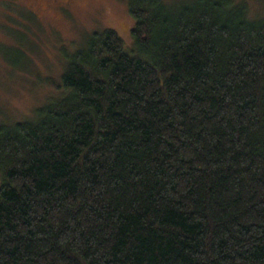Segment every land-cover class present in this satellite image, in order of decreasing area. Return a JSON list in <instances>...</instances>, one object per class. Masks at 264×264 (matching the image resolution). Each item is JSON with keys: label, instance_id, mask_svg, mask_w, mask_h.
Listing matches in <instances>:
<instances>
[{"label": "trees", "instance_id": "obj_1", "mask_svg": "<svg viewBox=\"0 0 264 264\" xmlns=\"http://www.w3.org/2000/svg\"><path fill=\"white\" fill-rule=\"evenodd\" d=\"M63 96L0 123V264H264V18L133 0Z\"/></svg>", "mask_w": 264, "mask_h": 264}, {"label": "rangeland", "instance_id": "obj_2", "mask_svg": "<svg viewBox=\"0 0 264 264\" xmlns=\"http://www.w3.org/2000/svg\"><path fill=\"white\" fill-rule=\"evenodd\" d=\"M234 1H245L251 17L264 18V0ZM63 2L0 4V123L32 120L39 106L62 97L64 71L94 33L113 30L135 52L133 0Z\"/></svg>", "mask_w": 264, "mask_h": 264}, {"label": "flooded vegetation", "instance_id": "obj_3", "mask_svg": "<svg viewBox=\"0 0 264 264\" xmlns=\"http://www.w3.org/2000/svg\"><path fill=\"white\" fill-rule=\"evenodd\" d=\"M20 0H0V4H2V3H6V2H12V3H18ZM34 2H37V1H40V0H33ZM57 3L58 2H62V1H64L63 3L64 4H70V2L72 1V0H55ZM10 14V13H9Z\"/></svg>", "mask_w": 264, "mask_h": 264}]
</instances>
